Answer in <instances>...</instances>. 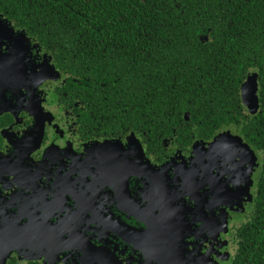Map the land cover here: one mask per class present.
Wrapping results in <instances>:
<instances>
[{
  "label": "flooded vegetation",
  "instance_id": "1",
  "mask_svg": "<svg viewBox=\"0 0 264 264\" xmlns=\"http://www.w3.org/2000/svg\"><path fill=\"white\" fill-rule=\"evenodd\" d=\"M17 31L0 22L4 264H264L255 112L208 139L92 135L65 76Z\"/></svg>",
  "mask_w": 264,
  "mask_h": 264
},
{
  "label": "trees",
  "instance_id": "2",
  "mask_svg": "<svg viewBox=\"0 0 264 264\" xmlns=\"http://www.w3.org/2000/svg\"><path fill=\"white\" fill-rule=\"evenodd\" d=\"M0 19L53 60L92 135L208 139L255 73L264 143V0H0Z\"/></svg>",
  "mask_w": 264,
  "mask_h": 264
},
{
  "label": "water",
  "instance_id": "3",
  "mask_svg": "<svg viewBox=\"0 0 264 264\" xmlns=\"http://www.w3.org/2000/svg\"><path fill=\"white\" fill-rule=\"evenodd\" d=\"M0 22L4 26H8L7 21L0 19ZM10 26V25H9ZM11 31L14 32L13 28ZM18 36L24 37L22 32H17ZM240 98L241 103L244 109L248 112H256L258 109V97H257V81L255 75H250L247 77L245 82L242 84L240 89ZM3 239V238H1ZM0 239V264H4L7 256L9 255L8 247L4 246L5 244Z\"/></svg>",
  "mask_w": 264,
  "mask_h": 264
}]
</instances>
